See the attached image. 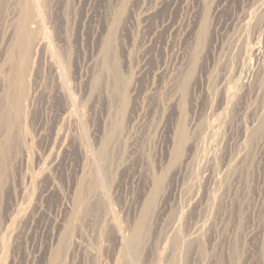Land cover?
<instances>
[{"label":"rangeland","instance_id":"1","mask_svg":"<svg viewBox=\"0 0 264 264\" xmlns=\"http://www.w3.org/2000/svg\"><path fill=\"white\" fill-rule=\"evenodd\" d=\"M0 264H264V0H0Z\"/></svg>","mask_w":264,"mask_h":264},{"label":"bare ground","instance_id":"2","mask_svg":"<svg viewBox=\"0 0 264 264\" xmlns=\"http://www.w3.org/2000/svg\"><path fill=\"white\" fill-rule=\"evenodd\" d=\"M45 37V36H44ZM44 37H41V38H38L37 40H36V43H35V45H36V49L38 50V49H41V48H43L44 47V45H45V40H44ZM35 47V46H34ZM33 48V47H32ZM53 54V53H52ZM57 57V56H56ZM57 59H58V57H57ZM54 64V63H53ZM53 69V68H52ZM54 69H55V67H54ZM55 73L60 77L61 76V68L60 67H57L56 69H55ZM58 77V78H59ZM209 173V172H208ZM111 213V212H110ZM109 213V214H110ZM110 216V215H109Z\"/></svg>","mask_w":264,"mask_h":264}]
</instances>
